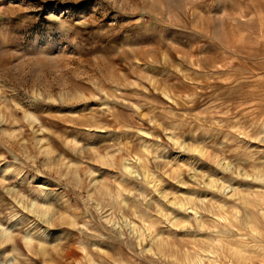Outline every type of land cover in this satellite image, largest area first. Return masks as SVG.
Masks as SVG:
<instances>
[{
    "label": "rangeland",
    "instance_id": "1",
    "mask_svg": "<svg viewBox=\"0 0 264 264\" xmlns=\"http://www.w3.org/2000/svg\"><path fill=\"white\" fill-rule=\"evenodd\" d=\"M0 264H264V0H0Z\"/></svg>",
    "mask_w": 264,
    "mask_h": 264
}]
</instances>
